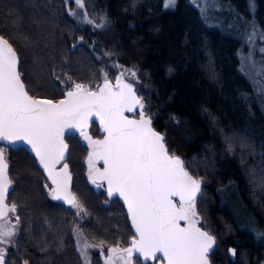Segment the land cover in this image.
Instances as JSON below:
<instances>
[{"label":"trees","instance_id":"obj_1","mask_svg":"<svg viewBox=\"0 0 264 264\" xmlns=\"http://www.w3.org/2000/svg\"><path fill=\"white\" fill-rule=\"evenodd\" d=\"M217 2L219 9L202 18L192 0H177L172 9L164 0H84L89 19L107 17L98 29L71 15L73 0H0V34L16 48L31 95L50 100L65 96L68 77L95 89L104 78L100 55L109 61L127 55L144 80L155 127L170 151L183 155L188 171L206 182L197 207L217 239L212 264H264V110L240 71L241 38L222 23L227 11L239 19L253 14L264 29V0ZM105 30L113 33L104 37ZM92 133L103 136L97 123ZM68 142L67 164L86 209L89 241L129 247L135 233L125 206L91 182L90 147L82 138L72 135ZM7 152L14 182L9 202L20 218L12 262L83 264L73 206L52 199L49 180L27 149ZM104 262L95 256L94 264Z\"/></svg>","mask_w":264,"mask_h":264},{"label":"snow or ice","instance_id":"obj_2","mask_svg":"<svg viewBox=\"0 0 264 264\" xmlns=\"http://www.w3.org/2000/svg\"><path fill=\"white\" fill-rule=\"evenodd\" d=\"M192 2L200 9L202 18L218 7L217 0ZM75 4L85 8L84 0H75ZM176 4L177 0H164L163 6L172 9ZM84 19L98 29L108 24L107 17L101 23L89 19L86 10ZM261 36L264 38V33ZM83 39L80 37L81 41ZM19 67L16 48L0 35V141H6L7 146L29 145L47 171L52 187H45L52 199L86 212L70 191L71 174L67 163L60 170L56 168L68 148L65 132L79 130L92 146L88 156L89 178L93 184H97V180L106 181L107 194L123 198L137 234L131 240V247H111L106 264L118 261L133 264L134 253L145 261L157 259L160 253L167 264H211L209 256L214 251L216 237L198 226L202 217L197 210V198H203L202 185L206 182L188 171L184 159L169 152L165 135L152 127L153 118L144 111L147 101L138 97L133 83L124 79L125 72L136 78V71H122L114 86L105 73L103 86L95 91L90 90L89 85L75 83L64 99L53 101L29 95ZM68 79L71 81V77ZM137 108L140 109L139 119L125 115L126 111L134 112ZM92 117L98 118L107 133L103 140H93L88 135ZM7 146L0 147V244L4 245L19 232L20 223L19 216L15 224L9 220V213H15L17 205L7 202L13 185ZM100 160L105 165L103 170L96 167ZM174 197L179 198V204ZM181 221L186 222L184 226ZM77 231H81L78 226ZM88 247L85 243L79 248L85 258ZM229 251L236 255V249ZM6 254L7 249L0 247V264H5Z\"/></svg>","mask_w":264,"mask_h":264},{"label":"rangeland","instance_id":"obj_3","mask_svg":"<svg viewBox=\"0 0 264 264\" xmlns=\"http://www.w3.org/2000/svg\"><path fill=\"white\" fill-rule=\"evenodd\" d=\"M218 7L221 5L217 2ZM70 7V6H69ZM217 7V8H218ZM219 9V8H218ZM71 11H74L77 19H84V13L85 11L83 8L78 7L75 4V0H73V5L70 7ZM86 22V21H82ZM222 23L226 24L230 28H234L236 32H234L236 35L240 36L241 38V48L239 49V56L241 60L240 64V71L247 75L248 78L251 80L255 87V91L258 97V100L260 102V105L262 106V109L264 110V38H262L261 34L264 33V29L261 27L259 21L256 19L255 15H250L247 16L246 18H233L232 13L227 11V19L225 21L223 20ZM255 29V35H253V30ZM113 32H101V34L106 37L109 36L108 34H112ZM251 37V38H250ZM103 58V64H102V69H103V75L105 78V73L107 74V79L109 81H115L116 80V75L112 77V74H115L118 70L120 69L125 70V69H133L137 73V77L134 78L131 75H129L127 72H125L127 75L128 80H130L132 83H134L137 87L138 92L140 93L141 97H143V88H144V80L141 78L140 74L138 73V69L135 68L129 59V57L125 54L123 55H116L114 58L110 57L111 60L109 61L108 56L105 54L100 55V58ZM131 78H129V77ZM104 78L99 83L97 87L102 85L104 83ZM65 87L67 90H71L72 87L74 86L75 82L72 80L69 81V79L64 83ZM86 85V84H85ZM91 90H95L94 88H90ZM140 111V110H139ZM144 111L147 113L146 108H144ZM85 144H87L90 149L92 150V146L86 141L85 139L82 138ZM94 140V139H93ZM70 145V144H69ZM5 147V146H4ZM8 148V147H7ZM177 155H180L183 158V155L178 152H173ZM8 155V152L6 153ZM184 159V158H183ZM9 161V160H8ZM10 163V162H9ZM48 187H52L50 182L48 181ZM76 194V193H75ZM77 195V194H76ZM78 197V196H77ZM12 204V203H10ZM76 215H77V226L81 231H75L76 232V240H77V245H78V250L79 248L84 245L85 243L88 244L90 247L87 248V258H85L80 251L79 254L82 257L83 264H94L95 256H100L102 259L105 261L104 264H106V258L111 255L109 252V249L111 247H91V245H96L94 242H90L89 238L85 234V231L83 229V223H84V212L79 211L77 208L73 207ZM198 210V207H197ZM202 217V216H201ZM12 224V222L10 221ZM201 226L207 228L205 226L204 219L202 218L200 224ZM77 226L76 229L77 230ZM19 233V232H18ZM18 233L11 237V242L13 240L17 243V236ZM79 234V235H78ZM16 243L14 246H16ZM6 245L0 244V247H5ZM13 246V247H14ZM6 249L13 248L12 246H6ZM126 248V247H123ZM134 258V257H133ZM138 259V258H137ZM137 259H133V264H137L136 261ZM119 264V261L117 262ZM151 264H165V261L162 259H159Z\"/></svg>","mask_w":264,"mask_h":264},{"label":"water","instance_id":"obj_4","mask_svg":"<svg viewBox=\"0 0 264 264\" xmlns=\"http://www.w3.org/2000/svg\"><path fill=\"white\" fill-rule=\"evenodd\" d=\"M0 35H1V34H0ZM16 51H17V50H16ZM17 53H18V52H17ZM19 70H20V67H19ZM20 71H21V70H20ZM22 78H23V76H22ZM124 79H125V81L128 82V83H132V82L129 81L128 79H126V78H124ZM23 80H24V79H23ZM110 82H111V84H112L113 86L116 84V83H113L112 81H110ZM24 83H25V85H26L25 80H24ZM102 86H103V84H102L100 87H102ZM133 86H134V88L136 89V95H137L138 97H141V95H140V93L138 92L137 87H136V85H135L134 83H133ZM26 87H27V85H26ZM27 89H28V88H27ZM71 90H72V89H71ZM90 90H91V89H90ZM95 90H97V89H95ZM95 90H93V91H95ZM28 91H29V90H28ZM67 91H69V90H67ZM67 91H66V93H67ZM66 93H65V96H66ZM29 95H31L30 92H29ZM65 96L62 97V98H60V99H58V100L64 99ZM36 98H39V97H36ZM39 99H44V98H39ZM58 100H53V101H58ZM139 110H140V109L137 108V110L134 111V112H127V111H126V112H125V115H126L129 119H139V117H136V116L133 115V113H135V112H137V111H139ZM94 123L99 124V126H100V128H101V131H102V133H103V138H102L101 140H103V139L105 138V136L107 135V133L104 132L103 126L99 123V120H98V118H96V117H92L91 120L89 121L88 128H87L88 135L90 134L91 128H92V126L94 125ZM152 127H153L157 132H160V133L164 134L163 132H161L160 130H158V129L155 127V125H154V121L152 122ZM72 135L83 136V135L80 134L79 130H68V131L65 132V135H64V141H65V143L67 144L68 148H67V151H66V153H65V158H64V160H62L59 164H57V166H56L57 170H60V169L63 167L64 163H67V161H68L69 154H70V145H69V142H68V137H69V136H72ZM164 135H165V134H164ZM165 143L167 144V142H166V136H165ZM4 146H7V142H6V141H0V147H4ZM167 146H168V144H167ZM7 147H8V148H12V149H19V148L23 147V148L27 149V150H28L33 156H35L38 165L40 166V168L43 170V172L45 173L46 177L48 178L47 171L43 168L42 165H40V163H39V158L36 157L34 151L31 150V148H30L29 145H27L26 143H17V144H15V145H10V146H7ZM168 149H169V146H168ZM91 152H92V150L90 151V153H91ZM169 152L172 153V152L170 151V149H169ZM176 155H177V154H176ZM179 156H180V155H179ZM180 157H181V156H180ZM181 158H182V157H181ZM182 159H183V158H182ZM8 163H9V161H8ZM96 163H98V164H102V166H99L98 168L101 169V170H103V168L105 167L104 162H103L102 160H100V161H97ZM67 165H68V164H67ZM68 170H69V172H70V174H71V185H70V191H71L72 193L75 194L74 189H73L74 176H73V174H72V172H71V169H70L69 165H68ZM9 177L11 178V175H10V163H9ZM11 179H12V178H11ZM12 180H13V179H12ZM48 180H49V182H50V184H51V181H50L49 178H48ZM97 182L102 183V184L104 185V187H105V191H106V194H107V182H106V181H100V180H97ZM13 188H14V182H13L12 187L9 189V195H10V193L12 192ZM9 195H8V201H7V202L9 203V205H11L10 202H9ZM75 195H76V194H75ZM76 197H77V195H76ZM107 197H108L110 200H113V199L118 198V199L121 201V203L125 206L126 211H127V213H128V216H129V220H130L131 226H132L133 231H134L135 236H136L137 234H136V231H135V227H134L133 224H132L131 215H130L129 212H128L126 202L123 200L122 197H119L118 195L109 196V195L107 194ZM77 199H78V197H77ZM173 199H174V201H175L177 204H179V198H178V197H174ZM58 202H60V203H62V204H65V205H67V206H71V205H68L66 202H63V201H58ZM9 214H10V213H9ZM185 223H186V222L181 221V225H182V226H184ZM198 226L201 227L203 230L208 231L205 227H203V226H201V225H198ZM210 234H211V233H210ZM211 235H212V234H211ZM213 236H214V235H213ZM130 247H131V246H130ZM216 247H217V239H216V245L214 246V251H215ZM214 251H213V252H214ZM213 252H212V253H213ZM212 253H210V256H209V259H210V261H211V264H212V260H211V255H212ZM135 256L138 257V254L134 253V254H133V257H135ZM140 258L142 259L143 264H150V263H153V262L157 261L158 259H162V254L158 253V254H157V259H155V260H153V259H148V260L145 261V260L143 259V257H140ZM162 260H164V261H165V264H167V262H166L165 259H162ZM6 261H7V256H6ZM5 264H6V262H5Z\"/></svg>","mask_w":264,"mask_h":264},{"label":"flooded vegetation","instance_id":"obj_5","mask_svg":"<svg viewBox=\"0 0 264 264\" xmlns=\"http://www.w3.org/2000/svg\"><path fill=\"white\" fill-rule=\"evenodd\" d=\"M123 70H120L118 73H117V76H116V78L120 75V73L122 72ZM124 78H126V79H128L127 78V74L125 73V75H124ZM113 83H116V80L115 81H112ZM139 112L140 111H137V112H135V113H133V115L134 116H136V117H139ZM92 128H93V126H92ZM92 128H91V131H90V134H89V136L92 138V139H94V140H101L102 138H103V136L101 137V138H96V137H94V135H93V133H92ZM79 136V135H78ZM79 137H81V138H83L84 139V137L83 136H79ZM90 151H91V149H90ZM90 154V153H89ZM87 163H88V161H87ZM99 166H102V164H98V163H96V167L98 168ZM88 171H89V166H88ZM88 177H89V175H88ZM91 180V179H90ZM91 182H92V180H91ZM94 185H96V186H98V185H101V186H98L99 188H101V189H103L104 191H105V187H104V185L102 184V183H99V182H97V184H94ZM105 194H106V191H105ZM16 215L14 214V213H10L9 214V220L12 222V224H15L16 223ZM15 245V241L13 240V242L12 243H9V244H7L6 246H14ZM3 247V248H7V247ZM9 249H7V254H6V256H7V261H6V264H14V262H12V259L10 258V250L12 249V248H10V247H8ZM141 259L140 257H137V256H135L133 259ZM142 260V259H141ZM159 260V259H158Z\"/></svg>","mask_w":264,"mask_h":264}]
</instances>
